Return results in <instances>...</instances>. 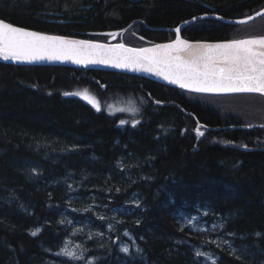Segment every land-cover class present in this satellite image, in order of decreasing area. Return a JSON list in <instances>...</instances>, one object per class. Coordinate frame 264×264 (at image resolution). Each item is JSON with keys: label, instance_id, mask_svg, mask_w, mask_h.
Here are the masks:
<instances>
[{"label": "trees", "instance_id": "trees-1", "mask_svg": "<svg viewBox=\"0 0 264 264\" xmlns=\"http://www.w3.org/2000/svg\"><path fill=\"white\" fill-rule=\"evenodd\" d=\"M262 8L264 0H0V18L102 42L134 30L124 42L141 47L175 39L199 16L184 38H245L253 24L264 35V16L235 26L218 18ZM249 97L0 59V264H78L60 254L65 245L79 246L84 264H264V125L253 124L264 119V96L254 110L244 107ZM115 102L137 111H112Z\"/></svg>", "mask_w": 264, "mask_h": 264}, {"label": "snow or ice", "instance_id": "snow-or-ice-1", "mask_svg": "<svg viewBox=\"0 0 264 264\" xmlns=\"http://www.w3.org/2000/svg\"><path fill=\"white\" fill-rule=\"evenodd\" d=\"M195 19L196 17H193V20ZM176 31L179 32L180 29L177 28ZM83 48L103 50L104 46L93 45L90 42H81L78 46L75 42L27 31L0 20V56L4 59L11 57L14 60H36L44 58V54L50 59H56L75 55ZM118 48L122 49L123 46L120 45ZM107 51L116 52L117 49ZM140 53L152 55L137 54L134 58H129L130 62L147 64L149 71L156 67L162 74L175 76L177 81H183V86H194L197 91L264 93V37L217 44H189L180 41L178 36L173 44L143 49ZM125 123L124 120L120 121V124ZM132 123L135 126L139 121L133 120ZM197 131L199 132V129ZM38 231L39 229H36L32 235H36ZM121 250L125 253L129 251L128 247ZM60 254L83 259L82 252L77 256L67 245L60 250ZM197 255L201 253L197 252Z\"/></svg>", "mask_w": 264, "mask_h": 264}, {"label": "water", "instance_id": "water-1", "mask_svg": "<svg viewBox=\"0 0 264 264\" xmlns=\"http://www.w3.org/2000/svg\"><path fill=\"white\" fill-rule=\"evenodd\" d=\"M259 13V15H258ZM209 16V15H208ZM264 16V9H261L257 13L248 16L251 17V19H247V17L239 18V19H231V18H223L219 17V19L231 24V25H241L246 24L249 22L254 21L255 19H258L260 17ZM200 19V17H196L195 20L193 18L189 20L187 23L184 24H190ZM6 23H10L16 27L22 28L21 26L15 25L7 20L1 19ZM244 21V22H241ZM183 24V25H184ZM183 26H181L182 28ZM27 31L26 28H23ZM39 34H43L49 37H60L70 42H75L76 45H80L81 42H90L93 45H103L104 49H89V48H83L75 55H68L63 58H56V59H50L48 58L47 54H44V58L36 59V60H14V59H5L6 62H18V63H32L37 65H62L67 67H81L91 70H103V71H115V72H125L130 74H141L148 78H151L153 81L160 82L162 84H166L169 86H173L179 89H182L187 92L196 93V94H204V95H236V94H261L264 95V93L255 92V91H243V92H203V91H197L194 86H183V81H177L175 76H168L166 74H162L156 67H153L151 71L148 70L147 64H137L130 62L129 58H134L137 54H141L144 56H150L148 53H140V50H143V48L140 47H131L129 45L125 44H111V43H103V42H97L92 40H86L83 38H75L70 36H63V35H53L49 33L39 32V31H31ZM179 36L180 41H186L189 44H197V43H207V44H217V43H223L227 41H191L188 39H185L181 35V29L178 32L176 38L172 41L164 42L161 45H168L173 44L177 41V37ZM246 39V38H244ZM237 40H243V39H237ZM231 41V40H228ZM122 45L123 48H118V46ZM158 45V46H161ZM107 49H117L116 52H110L107 51ZM131 49L132 52H128L126 50Z\"/></svg>", "mask_w": 264, "mask_h": 264}, {"label": "rangeland", "instance_id": "rangeland-1", "mask_svg": "<svg viewBox=\"0 0 264 264\" xmlns=\"http://www.w3.org/2000/svg\"><path fill=\"white\" fill-rule=\"evenodd\" d=\"M108 42V41H107ZM76 95L82 97L83 99L88 100L89 102L95 104V105H99V99L90 91L86 90V89H81L75 92ZM254 99L249 97L247 103H244V107L245 109L248 110H254L255 106L251 105V102H253ZM109 109H111L112 111H124L128 114H134L137 111V107L132 103V102H122V103H114L110 106H108ZM256 109H258L259 111H257L258 113L262 112L264 113V104H261L260 106H258ZM244 110V108H243ZM264 123V119L262 120ZM69 250H73L76 252L77 256H80L81 252L78 250L77 246H73L71 245L70 247H68ZM85 258L83 256V259H72V260H76V262L78 264H84L85 262ZM57 261H54L53 264H55ZM60 263V262H59Z\"/></svg>", "mask_w": 264, "mask_h": 264}, {"label": "flooded vegetation", "instance_id": "flooded-vegetation-1", "mask_svg": "<svg viewBox=\"0 0 264 264\" xmlns=\"http://www.w3.org/2000/svg\"><path fill=\"white\" fill-rule=\"evenodd\" d=\"M210 14H212V13L207 14V15H209L208 18H211ZM252 22H254V21H252ZM252 22H250V23H252ZM250 23H246V25L250 24ZM233 26H235V25H233ZM257 31H261V30L259 29V27H257L256 24L246 26V37L245 38L246 39H252V38L264 37V35L257 34L256 33ZM133 34H135L134 30L121 31V39H122V41L124 42L125 38H129L130 36H133ZM181 35H182V32H181ZM107 36L108 37H107L106 40H108V38H109V35H107ZM237 39H244V38H231V39H228V40H237ZM106 40H104V41H106ZM228 40H221V41H228ZM191 41H193V40H191ZM246 95L256 96V97H251V98H256V100H259V101L261 100V96H264V95H261V94H246ZM253 124L254 125H264V123L261 120H256Z\"/></svg>", "mask_w": 264, "mask_h": 264}, {"label": "bare ground", "instance_id": "bare-ground-1", "mask_svg": "<svg viewBox=\"0 0 264 264\" xmlns=\"http://www.w3.org/2000/svg\"><path fill=\"white\" fill-rule=\"evenodd\" d=\"M262 9H264V8H262ZM255 14V13H254ZM200 17V19H198V20H201L202 18H204L205 16H199ZM220 16H218V18H219ZM248 17V16H247ZM256 20V19H255ZM189 21V20H188ZM187 21V22H188ZM185 23V22H184ZM184 23H182L178 28L179 29H181V32H182V28L184 27V26H186V25H188V24H184ZM250 23V22H249ZM184 24V25H183ZM191 24V23H190ZM181 26H183L182 28H181ZM22 28H25V27H22ZM26 29H28V28H26ZM28 30H31V29H28ZM177 30V29H176ZM31 31H34V30H31ZM178 34V32L176 31V35ZM105 35H109V38H108V40H106V41H103V43H111V44H125V45H127L126 43H124L122 40H120V41H117V38L119 37V35H120V33L119 32H113V33H105ZM87 40V39H86ZM174 40V39H173ZM92 41H95V40H92ZM108 41V42H107ZM172 41V40H171ZM97 42H102V41H97ZM164 43V42H163ZM163 43H152V44H150V45H144V46H141L140 48H143V49H154V48H156V46H158V45H161V44H163ZM129 46H131V47H137V46H132V45H129ZM147 54V53H146ZM148 55H152V53H148ZM10 59H12L11 57H9ZM0 59H2V60H4L5 61V59H4V57L3 56H0ZM28 64H32V63H28ZM49 65H53V64H49ZM56 66H62V65H56ZM78 68H81V67H78ZM123 73H125V72H123ZM126 74H130V73H126ZM133 75H140V76H144V75H141V74H133ZM146 77V76H145ZM182 90V89H181Z\"/></svg>", "mask_w": 264, "mask_h": 264}]
</instances>
